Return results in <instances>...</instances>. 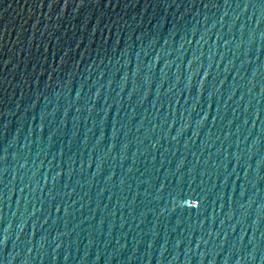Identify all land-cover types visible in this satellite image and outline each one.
Masks as SVG:
<instances>
[{
    "label": "water",
    "instance_id": "95a60500",
    "mask_svg": "<svg viewBox=\"0 0 264 264\" xmlns=\"http://www.w3.org/2000/svg\"><path fill=\"white\" fill-rule=\"evenodd\" d=\"M0 264H264V0H0Z\"/></svg>",
    "mask_w": 264,
    "mask_h": 264
}]
</instances>
